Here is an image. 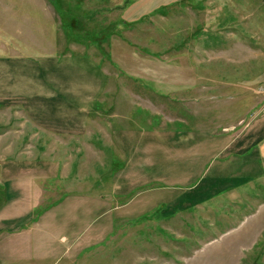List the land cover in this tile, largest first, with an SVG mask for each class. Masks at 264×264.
Instances as JSON below:
<instances>
[{"label": "rangeland", "instance_id": "374dc122", "mask_svg": "<svg viewBox=\"0 0 264 264\" xmlns=\"http://www.w3.org/2000/svg\"><path fill=\"white\" fill-rule=\"evenodd\" d=\"M0 264H264V0H0Z\"/></svg>", "mask_w": 264, "mask_h": 264}, {"label": "crops", "instance_id": "0c3cea01", "mask_svg": "<svg viewBox=\"0 0 264 264\" xmlns=\"http://www.w3.org/2000/svg\"><path fill=\"white\" fill-rule=\"evenodd\" d=\"M54 5H55V3L54 2H52ZM40 4H42L41 2H40ZM58 4V3H57ZM48 13H49V10H48Z\"/></svg>", "mask_w": 264, "mask_h": 264}]
</instances>
